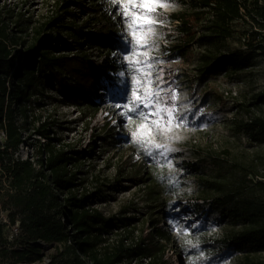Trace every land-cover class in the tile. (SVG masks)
<instances>
[{"label": "rangeland", "instance_id": "obj_1", "mask_svg": "<svg viewBox=\"0 0 264 264\" xmlns=\"http://www.w3.org/2000/svg\"><path fill=\"white\" fill-rule=\"evenodd\" d=\"M76 1L83 4H72L68 9L74 14H65L62 23L77 26L90 18V0ZM96 2H100L122 26L111 54L120 63V71L111 74L113 80L99 74L95 99L98 106L65 99L55 82L48 85L44 95L36 96L34 110L28 113L29 120H37V124L56 121L55 136L63 143H71L76 151L90 153L81 160L79 177L90 191L95 190L96 177L106 184L103 194L94 202L95 207L106 215L125 218V222L136 218L130 226L109 230L108 242L126 234V229L135 225L126 240L133 245L151 230V220L157 219L159 226L171 234L170 242H165L164 255L169 264H238L239 252H222L216 240L242 225V220L233 222V216L227 214L234 205L239 208L245 204L257 205L264 209V189L256 185L264 178L245 175L252 161L261 164V171H264V145L252 140L247 129H240L232 122L234 117L246 121L250 114L246 109L253 95L264 91V49H248L244 39H240L244 30L258 29L261 35L256 44L264 45V19H261L263 26H259L248 18V22L237 25V32L230 39L233 49L252 53L250 63L236 72L226 73L224 69L211 75L203 71L198 62L203 45L191 44L190 59L172 53L173 45L181 39L179 24L171 20V15L181 10L191 11L193 8L188 0H162L163 6L156 4L151 12L141 0L131 3L129 0H94ZM0 5L12 9L13 18L24 19L22 26L29 27L55 16L60 4L58 0H0ZM93 27L87 31L95 32ZM62 33L68 37L66 32ZM82 40L83 48L74 42L75 49L64 51L85 52L94 63L106 57L107 49L92 47L84 38ZM145 73H150V77ZM147 78L154 81L153 89H162L163 101L175 104L179 113L186 117L179 127L175 122L166 129L163 127L166 113L145 120L124 108L138 88L137 82L143 84ZM68 83L78 90L74 80ZM148 90L140 87L137 95L142 96ZM173 94L175 101L169 100ZM162 106L158 105L155 110L159 111ZM18 116L22 121L23 117ZM154 121H159L161 128L158 129ZM134 132L137 139L146 137L172 151L167 153L166 159L154 158L155 152L149 156L134 141ZM28 134H31L30 139L20 147L17 156L36 160L38 141L45 139L33 131L25 133ZM4 139L0 130V143ZM218 172L228 177L235 192L234 198H228L217 208L226 212L223 221L206 218L211 202L206 211L193 212L197 202H202L198 199L203 187L201 179ZM0 220L7 223L5 235L8 239H16L19 226L10 224L8 212L1 208ZM39 246L42 260L19 264H46L58 248L55 243L40 242ZM148 261V258L137 257L131 264H148Z\"/></svg>", "mask_w": 264, "mask_h": 264}, {"label": "trees", "instance_id": "obj_2", "mask_svg": "<svg viewBox=\"0 0 264 264\" xmlns=\"http://www.w3.org/2000/svg\"><path fill=\"white\" fill-rule=\"evenodd\" d=\"M90 2V18L77 26L62 22L65 14H74L68 8L72 4L82 5L81 1L58 0L55 16L29 27L22 26L24 19L13 18L12 9L0 5V130L5 135L0 143V208L8 212V222L18 224L20 230L18 237L10 241L5 235L7 223L0 220V264L42 260L40 242L58 245L47 264H131L137 257L148 258V264H169L164 255L171 234L159 226L157 219L151 220V230L133 245L126 240L135 225L108 242L109 230L130 226L136 218L125 222V218L106 215L95 207L94 202L103 194L106 184L96 177L95 190L90 191L79 177L81 160L90 153L76 151L71 143H63L55 136L56 121L37 124V120H29L36 96L44 95L48 85L55 82L65 99L98 106L95 99L99 74L113 80L111 74L120 71V63L111 54L122 26L100 2ZM189 2L191 11L171 15V20L179 24L181 39L173 45L172 53L190 59L191 44L203 45L198 62L211 75L224 69L226 73L236 72L248 65L252 53L233 49L230 39L237 32V25L248 22V18L263 26L264 0ZM19 26L22 27L16 29ZM92 26L95 32H88L87 28ZM260 35L258 29L244 30L240 39H244L248 49L256 51L264 49L263 44H256ZM83 38L92 47L108 50L101 62L90 61L85 52L64 51L75 49L74 42L83 48ZM70 79L78 90L71 88ZM252 98L246 109L250 113L246 121L234 117L232 122L247 129L252 140L264 145V91ZM249 105L254 109L250 110ZM30 131L45 139L38 141L36 160L17 156L20 147L30 139L31 134L25 135ZM260 166L252 161L245 175L264 178ZM201 180L203 187L198 199L202 202H197L193 212L206 211L211 202L206 218L223 221L226 212L217 208L235 197L228 177L218 172ZM256 185L264 189V180ZM150 188L153 192V187ZM227 214L233 216V222L243 223L216 240L219 248L222 252L238 251V264H264V209L257 205L245 204L243 208L234 205Z\"/></svg>", "mask_w": 264, "mask_h": 264}, {"label": "snow or ice", "instance_id": "obj_3", "mask_svg": "<svg viewBox=\"0 0 264 264\" xmlns=\"http://www.w3.org/2000/svg\"><path fill=\"white\" fill-rule=\"evenodd\" d=\"M133 2V0H129V3ZM141 3L143 6L148 10V12H151L153 10L154 5L156 4H162V0H141ZM146 77H150V73H145ZM154 81L151 78L145 79L143 84H140L138 81V88L133 91V97L129 99V102L124 105V108L127 111H131L136 113L138 117H143V119L147 120L149 116L157 115L160 116L161 113H166L167 119H164L163 116H161V119H164V128L166 129L169 125H172L173 122H175V126L179 127L181 124L184 123L186 117H183L181 113H179V110L176 108L175 104L169 105L166 101H163L162 97L160 96V92L162 89H153ZM140 87H146L149 89L148 91H145L143 95H137V92L139 91ZM169 100L175 101L176 95L173 94L171 97H169ZM163 104L162 107L159 108V111H156L158 105ZM144 109H148V112L145 113ZM155 126L159 129L161 128L159 121L153 122ZM141 127H147V125H142ZM133 139L136 143H138L146 152L147 155L153 156V152L156 153L157 157H164L167 158V153L172 151V149L168 148L166 145L153 143L146 137H141L137 139V133H133Z\"/></svg>", "mask_w": 264, "mask_h": 264}, {"label": "built area", "instance_id": "obj_4", "mask_svg": "<svg viewBox=\"0 0 264 264\" xmlns=\"http://www.w3.org/2000/svg\"><path fill=\"white\" fill-rule=\"evenodd\" d=\"M50 260H51V258H48L47 261H46V264H47L48 262H50Z\"/></svg>", "mask_w": 264, "mask_h": 264}]
</instances>
